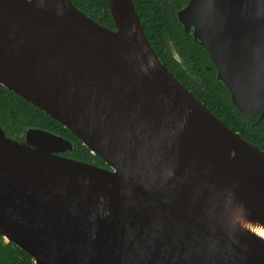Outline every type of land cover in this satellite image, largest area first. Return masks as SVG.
Listing matches in <instances>:
<instances>
[{
  "label": "water",
  "instance_id": "1",
  "mask_svg": "<svg viewBox=\"0 0 264 264\" xmlns=\"http://www.w3.org/2000/svg\"><path fill=\"white\" fill-rule=\"evenodd\" d=\"M106 1L115 29L70 0H0V85L109 167L55 132L0 125L3 242L34 264H264L246 228L264 230V151L169 71L132 0ZM168 8L235 113L264 114V0Z\"/></svg>",
  "mask_w": 264,
  "mask_h": 264
},
{
  "label": "trees",
  "instance_id": "2",
  "mask_svg": "<svg viewBox=\"0 0 264 264\" xmlns=\"http://www.w3.org/2000/svg\"><path fill=\"white\" fill-rule=\"evenodd\" d=\"M79 10L109 29H115L110 8L106 0H70ZM145 33L156 54L169 71L192 93L216 114L234 132L243 133L241 117L224 89L214 81L205 69L210 58L192 41L181 33L169 9L163 8L157 0H132ZM171 40L181 57L189 66L193 77L187 75L170 54L168 40ZM0 125L13 135L22 133L24 126H33L60 134L73 141L77 149L71 157L83 162L109 168L98 156H94L82 142L57 120L44 111L0 85ZM0 264H34L32 257L11 244H5L0 237Z\"/></svg>",
  "mask_w": 264,
  "mask_h": 264
},
{
  "label": "flooded vegetation",
  "instance_id": "3",
  "mask_svg": "<svg viewBox=\"0 0 264 264\" xmlns=\"http://www.w3.org/2000/svg\"><path fill=\"white\" fill-rule=\"evenodd\" d=\"M183 1L184 0H168L166 6H162L161 4L160 5L163 8L169 9L168 7L179 5ZM241 122L243 125V129H244L243 133L246 137V140L252 143L253 145L257 146L262 151H264V114L263 112L256 114V115H249L246 117H241Z\"/></svg>",
  "mask_w": 264,
  "mask_h": 264
},
{
  "label": "bare ground",
  "instance_id": "4",
  "mask_svg": "<svg viewBox=\"0 0 264 264\" xmlns=\"http://www.w3.org/2000/svg\"><path fill=\"white\" fill-rule=\"evenodd\" d=\"M246 228L248 230H250L251 232H253L254 234L261 236L262 238H264V230L258 228L257 226L254 225H246Z\"/></svg>",
  "mask_w": 264,
  "mask_h": 264
}]
</instances>
